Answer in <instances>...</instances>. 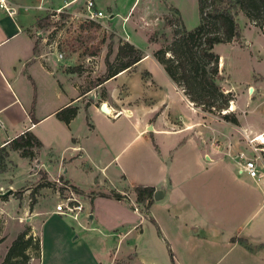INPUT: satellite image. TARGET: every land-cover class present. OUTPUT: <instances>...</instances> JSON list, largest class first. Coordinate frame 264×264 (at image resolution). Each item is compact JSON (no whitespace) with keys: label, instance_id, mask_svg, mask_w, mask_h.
<instances>
[{"label":"crops","instance_id":"1","mask_svg":"<svg viewBox=\"0 0 264 264\" xmlns=\"http://www.w3.org/2000/svg\"><path fill=\"white\" fill-rule=\"evenodd\" d=\"M5 1L17 13L8 16L0 10V147L29 132L40 142L42 153L66 157L68 162L59 167V174L82 205L77 222L53 214L48 205L42 210L31 208L25 221L39 247L29 264H202L237 247L252 259L259 257V262L251 259L250 264H264V226L261 221L245 225L252 207H258L257 189L264 195V168L257 180L238 174L224 150L228 144L231 155L241 150L237 129L264 130V37L258 29L249 26L263 38L261 52L249 51L248 65H241L233 54L225 69L224 57L217 55L218 85L233 97L229 113L234 114L236 125L194 108L150 51L142 52L132 67L96 85L105 90L104 95L83 108V120L78 121L75 114L64 124L56 113L80 105L81 99L75 87L59 75L56 62L37 51V13L25 8L32 0ZM71 1L49 0L48 5L59 7ZM241 32L238 42L225 45L248 47V42L242 43ZM150 60L152 69L140 68ZM135 74L142 93L132 97L121 85L126 94L118 103V86L113 94L105 86ZM145 91L154 94L152 105L160 108L153 118L141 122L136 112L139 104L132 103L147 98L149 104ZM43 103L48 107L42 111L38 108ZM102 104L109 115L100 111ZM113 111L120 114L113 118ZM121 117L125 125L118 128ZM48 127L66 132V146L42 142L41 135L48 139ZM128 129L132 138L126 145L144 142L148 135L151 147L144 145V151L137 147L124 156L126 145H121ZM216 140L221 144L218 150L212 147ZM72 166L82 167L91 176L87 189L69 173ZM138 186L161 192L143 215L121 199L123 195L134 199L133 189ZM40 234L45 236L41 246Z\"/></svg>","mask_w":264,"mask_h":264},{"label":"rangeland","instance_id":"2","mask_svg":"<svg viewBox=\"0 0 264 264\" xmlns=\"http://www.w3.org/2000/svg\"><path fill=\"white\" fill-rule=\"evenodd\" d=\"M55 1L60 2L62 0ZM66 1L68 0H64V2ZM81 1L79 0L77 3L80 4ZM92 1L106 15L100 20L99 24L82 23L76 19L69 20L65 14H63L64 17L57 21L48 19V22L41 20L39 23L37 19L35 20V36L39 32L43 34L45 31L49 32L51 28L53 29V24L59 23L58 28L60 29L57 33L60 45L58 51L62 58L56 60L54 54H50L45 45L40 46L39 37H36V48L38 52H44L56 62L59 75L75 87V93L81 99L80 105H74L76 114H78V121L83 120L86 115L83 109L86 105L94 103L98 98L103 97L105 90L98 88L95 84L105 71V63H114L117 47L120 44L132 43L131 45L134 44L135 46H133L141 52L150 51L152 57L153 52L169 46L174 38V30L180 31L182 28L188 31L197 24L196 0ZM72 9L74 8H70V10ZM66 10L67 8L63 11ZM236 23L239 31L242 30V43L248 42L249 46L246 47L241 44L240 48H229L225 44L216 45L213 51L216 55L224 57L225 69L233 54L238 55L236 59L239 60L241 65H248L249 51L258 50L261 52V38L263 37L255 29L249 28V26L253 25L241 13L237 14ZM169 56L168 53L165 54L166 58ZM152 65L153 62L150 60L143 63L140 68L152 69ZM138 79V74L122 76L116 81L108 83L105 89L108 93L113 94L116 91V86H118V103H120L119 101H124L123 98L126 94L124 86L127 87L128 93L132 97H137L138 94L142 93ZM216 83L217 85L219 84L218 80ZM219 87L221 89L220 85ZM147 93L145 91L146 95L144 98H150L148 100L149 104L145 102L147 98L138 99L132 103L135 105L139 104L136 107V112L141 115V122L145 121L146 117L153 118L160 108L157 103L152 105L155 99L154 94L151 92L148 95ZM230 100L229 102L232 103V95ZM239 101L243 104V98H240ZM59 102H61V99H59ZM229 102L227 103V110L231 107ZM152 106H155V108L148 111ZM183 106L184 104L179 109H184ZM47 107V104L43 103L38 109H47ZM49 107H52V105H49ZM150 113L152 114L149 115ZM203 113L208 117H217L215 114ZM131 120L133 121V119ZM101 121L104 126V120ZM124 121L126 120L122 117L118 120V128L125 125ZM257 122L261 124L260 121ZM84 123L88 125L86 120ZM45 125L43 124L42 126L44 127ZM51 130L52 128L48 127V132L45 134L48 139L41 135L42 142L46 146L48 145L47 143L55 144L60 148L66 146L68 141L66 132L62 128H58V133L55 130ZM128 130L129 133L124 135L121 146L126 145L132 138L131 130ZM148 137L147 135L144 142L143 140H134L126 145L123 150L124 156L137 147H141L143 151L145 149L144 145L151 147L152 142ZM156 143L159 145V141ZM12 147L13 145L11 146V144L5 147V156L4 153H0V262L9 244L23 227L29 228L28 236L31 237L32 243L38 242L36 234L31 233L28 222L25 221V219L30 217L29 211L31 208L36 207L42 210L44 206L48 205L51 208L53 207L54 210L58 198L66 195L62 185H67V182L63 181L64 179L59 174V167H63L68 162L66 157L63 159L56 158L54 153L50 151H43L42 153V146L38 149L28 147L25 150L21 148L14 150ZM69 173L75 177L81 188L87 189L91 185V176L84 173L82 167L72 166L69 168ZM56 180L59 183H56ZM257 191L260 196V200L257 203L258 207L257 209L252 207L249 218L245 220V225L253 226L258 221H261L264 226V195H260L258 189ZM129 202L134 203L137 209L141 210L142 204L136 203L135 198H132ZM254 211L256 212L255 214L253 213ZM141 214L143 215L144 212H141ZM39 239L41 246L45 236L43 238L40 234ZM27 254L29 263L37 257L36 252L31 249H28ZM251 259V256L246 255L237 247L221 258L214 257L210 261L204 260L202 264H250ZM252 260L257 263L259 262V257Z\"/></svg>","mask_w":264,"mask_h":264},{"label":"trees","instance_id":"3","mask_svg":"<svg viewBox=\"0 0 264 264\" xmlns=\"http://www.w3.org/2000/svg\"><path fill=\"white\" fill-rule=\"evenodd\" d=\"M197 24L191 30H174V38L165 49H159L152 58L161 66L167 77L182 91L194 108L201 112L216 115L223 122L236 125L234 114H221L228 111L230 93L224 94L217 85V55L212 52L216 44L238 42L240 31L236 16L241 13L264 37V0H196ZM44 21V20H43ZM40 23V21H39ZM168 53L170 56L165 57ZM142 52L128 43L117 47L113 64L105 63V71L95 85H99L116 74L132 67L142 58ZM76 114L75 107H67L56 113V118L66 124ZM30 120H32L29 113ZM25 150L28 147H41L40 142L29 132L16 136L0 147L6 155L5 147ZM135 202L142 204L140 212L150 205L153 189L135 187ZM119 198V196H117ZM116 198V196L114 197ZM28 227H23L5 251L0 264H29L28 249L38 254V242L32 243ZM171 260V256H170Z\"/></svg>","mask_w":264,"mask_h":264},{"label":"built area","instance_id":"4","mask_svg":"<svg viewBox=\"0 0 264 264\" xmlns=\"http://www.w3.org/2000/svg\"><path fill=\"white\" fill-rule=\"evenodd\" d=\"M49 0H32L29 8L37 13V21H47L48 19L58 20L65 14L67 19H76L82 23H94L99 24L100 20L106 15L101 11L92 0H82L80 4L79 0H73L68 3H64L59 7H50L48 5ZM73 6V7H70ZM66 11H63L66 9ZM70 8H74L70 10ZM0 10L8 15H16L17 11L14 10L5 0H0ZM40 15V16H39ZM59 17V18H58ZM53 22V20H52ZM57 25V26H56ZM59 23L53 24V29L45 31L44 34L39 32L36 34L40 38L43 45L46 46L50 54H54L56 60H60L62 55L58 51V28ZM226 94V91H223ZM231 102H229L230 104ZM230 106V105H229ZM228 106V108H229ZM110 112V111H109ZM106 113L105 110L102 112ZM229 112L222 111L221 114H227ZM120 114V111H113L111 117L116 118ZM236 133L239 137L238 142L241 145V150L231 155L230 144L224 147L226 155L230 157L235 163L236 171L238 174L245 175L250 179H258L260 169L264 168V130L258 133H253L243 129H237ZM212 147L218 150L221 147L219 141H214ZM59 183L58 180L55 181ZM66 191L64 197L58 198L57 204L54 206L53 213L60 217L69 218L73 221H78V215L82 212V205L80 201L75 197L70 187L62 185ZM128 206L136 213L141 214L134 203L128 201V196L123 195L121 198Z\"/></svg>","mask_w":264,"mask_h":264},{"label":"water","instance_id":"5","mask_svg":"<svg viewBox=\"0 0 264 264\" xmlns=\"http://www.w3.org/2000/svg\"><path fill=\"white\" fill-rule=\"evenodd\" d=\"M100 111H104V109H103V107L102 106H100ZM161 195V192H159V191H154L153 192V195H152V198L154 199V200H157L159 197L158 196H160Z\"/></svg>","mask_w":264,"mask_h":264},{"label":"bare ground","instance_id":"6","mask_svg":"<svg viewBox=\"0 0 264 264\" xmlns=\"http://www.w3.org/2000/svg\"><path fill=\"white\" fill-rule=\"evenodd\" d=\"M102 107H103V109L105 110V112L107 113V111H106V108H105V105H104V104H102ZM227 112H230V111L228 110Z\"/></svg>","mask_w":264,"mask_h":264}]
</instances>
